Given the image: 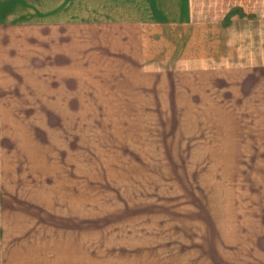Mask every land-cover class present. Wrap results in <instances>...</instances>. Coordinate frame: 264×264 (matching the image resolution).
<instances>
[{
    "label": "rangeland",
    "instance_id": "rangeland-1",
    "mask_svg": "<svg viewBox=\"0 0 264 264\" xmlns=\"http://www.w3.org/2000/svg\"><path fill=\"white\" fill-rule=\"evenodd\" d=\"M14 1L12 11L0 12L4 26L56 19L62 13L50 9L64 4L76 20L93 24L119 19L126 9L105 11L99 0ZM98 32L89 30L88 60L78 75L51 85L54 98L43 102L36 94L3 114L12 122L16 115L34 120L30 129L49 156L50 174L35 177L56 200L35 207L41 235L49 227L56 233L57 264H207L210 212H223L226 189L236 211L242 191L250 194L240 185L248 180L241 160L249 157L214 153L208 85L223 80L207 73L143 75L123 48L128 32L111 33L103 44ZM4 130L12 138L8 153L17 156L13 137L23 130L11 123Z\"/></svg>",
    "mask_w": 264,
    "mask_h": 264
},
{
    "label": "crops",
    "instance_id": "crops-1",
    "mask_svg": "<svg viewBox=\"0 0 264 264\" xmlns=\"http://www.w3.org/2000/svg\"><path fill=\"white\" fill-rule=\"evenodd\" d=\"M14 3L0 0V12L12 11ZM96 5L114 13L126 9L121 18L97 24L76 20L74 8L65 4L50 9L62 13L53 20L0 22V76L6 74L10 82V95L3 100L7 82L0 77V264H57V235L50 227L41 235L40 212L35 211L42 203H56L54 193L47 187L42 191L35 179L42 172L50 174L45 144L30 129L31 118H2L7 108L25 107L22 101H35L36 94L43 102L54 98L58 90L51 85L78 75L75 69L88 60L90 29H99V44L111 33L128 32V48H123L143 75L207 73L223 80L208 85L214 153L249 157L247 165L241 160L248 180L240 185L250 194L246 198L242 191L244 201L236 211L226 189L223 212L219 217L210 212L207 264H264V0H219L213 5L208 0H99ZM10 123L23 130L13 137L17 156L8 153L12 138L4 125ZM16 157L26 162L25 169Z\"/></svg>",
    "mask_w": 264,
    "mask_h": 264
}]
</instances>
